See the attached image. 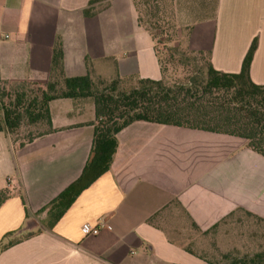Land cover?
I'll return each mask as SVG.
<instances>
[{"label": "crops", "instance_id": "crops-1", "mask_svg": "<svg viewBox=\"0 0 264 264\" xmlns=\"http://www.w3.org/2000/svg\"><path fill=\"white\" fill-rule=\"evenodd\" d=\"M88 1L0 0L1 82L44 84L56 39L66 77L160 79L134 0L97 1L85 16ZM209 3L202 14L194 1L182 46L237 73L254 39L248 77L264 85V0ZM48 110L50 132L23 146L0 131V240L41 225L0 252V264H209L185 243L192 229L206 232L238 208L264 219V157L243 139L133 121L116 133L108 169L46 227L48 203L89 156L94 119L89 99L51 100ZM99 222L107 227L81 232Z\"/></svg>", "mask_w": 264, "mask_h": 264}, {"label": "trees", "instance_id": "trees-1", "mask_svg": "<svg viewBox=\"0 0 264 264\" xmlns=\"http://www.w3.org/2000/svg\"><path fill=\"white\" fill-rule=\"evenodd\" d=\"M97 1L101 0L88 1V6L83 9L85 16L93 14L91 4ZM254 48L253 39L237 73L217 71L209 63L207 52L184 48L189 53L205 54V63L197 68L194 75L166 83L163 81L164 68L157 53L162 73L157 80L136 76L105 79L89 74L66 77L62 71L61 45L56 39L52 48L50 74L44 84L21 82L6 85L0 79V131L6 130L20 146L50 132L49 101L89 99L92 102L94 119L91 122L93 130L89 156L78 177L48 203L46 227H52L74 198L108 169L116 148V133L133 121L238 137L244 140L246 147L264 157V85L253 83L248 77ZM124 80L131 82L129 87L119 89ZM10 86L15 87L13 91L5 92ZM4 96L8 99L6 103H3ZM23 117L28 123H38L42 129L27 141L19 142L14 132ZM7 196L6 192H0V204ZM236 211L264 222L263 218L248 211L240 208ZM36 232L38 230L28 231L21 237H11L14 232L6 233L0 240V252ZM230 264H264V246L253 253L231 259Z\"/></svg>", "mask_w": 264, "mask_h": 264}, {"label": "rangeland", "instance_id": "rangeland-1", "mask_svg": "<svg viewBox=\"0 0 264 264\" xmlns=\"http://www.w3.org/2000/svg\"><path fill=\"white\" fill-rule=\"evenodd\" d=\"M194 1L134 0L138 23L149 29L152 34L154 48L164 68L163 81L166 83L194 75L197 68L206 61L205 54L189 53L181 44L187 33ZM209 1L199 0L202 14L210 12ZM131 82L122 81L119 89L121 87L127 89ZM14 88L10 86L5 92L13 91ZM6 96L3 103L8 101ZM41 129L38 123H28L26 117H23L14 134L19 138V142H22L36 135ZM39 227L41 225L37 224L33 230L36 231ZM27 232L28 230L24 229L15 237H21ZM190 232L192 234L187 237L189 240L185 243L194 250V253L211 264H230L231 259L253 253L264 246V222L241 211L234 212L206 232L194 229Z\"/></svg>", "mask_w": 264, "mask_h": 264}, {"label": "built area", "instance_id": "built-area-1", "mask_svg": "<svg viewBox=\"0 0 264 264\" xmlns=\"http://www.w3.org/2000/svg\"><path fill=\"white\" fill-rule=\"evenodd\" d=\"M107 227V225H105L103 222H99L97 223L96 225L94 226H83L81 228V232L84 234V235H94L98 232V230L101 228V227Z\"/></svg>", "mask_w": 264, "mask_h": 264}]
</instances>
